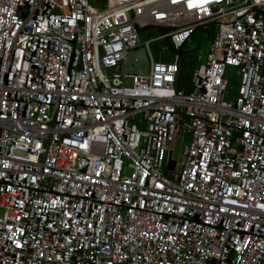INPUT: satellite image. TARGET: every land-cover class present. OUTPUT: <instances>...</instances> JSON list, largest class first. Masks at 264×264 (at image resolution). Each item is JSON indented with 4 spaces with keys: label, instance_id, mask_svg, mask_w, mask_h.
<instances>
[{
    "label": "built area",
    "instance_id": "obj_1",
    "mask_svg": "<svg viewBox=\"0 0 264 264\" xmlns=\"http://www.w3.org/2000/svg\"><path fill=\"white\" fill-rule=\"evenodd\" d=\"M263 59L264 0H0V264H264Z\"/></svg>",
    "mask_w": 264,
    "mask_h": 264
},
{
    "label": "rangeland",
    "instance_id": "obj_2",
    "mask_svg": "<svg viewBox=\"0 0 264 264\" xmlns=\"http://www.w3.org/2000/svg\"><path fill=\"white\" fill-rule=\"evenodd\" d=\"M93 4L100 7L104 5L105 0H90ZM211 26L207 28L198 27L194 30V33L190 36L189 40L186 41L180 48L179 55V71L176 76V86L178 90H189V86L192 81V74L198 65L204 61L207 47L211 40L210 35ZM158 27L150 25L144 28L138 29V38L141 42L158 36L160 34ZM164 47L166 49H164ZM148 49L150 55L154 60H160L168 62L172 60L173 51L167 47V43L164 38L151 40L148 43ZM138 64V60L135 61ZM262 76L264 77V59L261 66ZM224 77L226 79V88L223 95L225 101H232L236 96L237 88L240 83L241 76L236 73L234 67L227 66L225 68ZM182 137L178 135L172 144L171 158L178 160L180 147L182 143ZM165 167V166H164Z\"/></svg>",
    "mask_w": 264,
    "mask_h": 264
},
{
    "label": "water",
    "instance_id": "obj_3",
    "mask_svg": "<svg viewBox=\"0 0 264 264\" xmlns=\"http://www.w3.org/2000/svg\"><path fill=\"white\" fill-rule=\"evenodd\" d=\"M179 53V50L177 51ZM138 60V64H135V61ZM147 69V59L144 51L138 50V51H133L129 52L126 58V61L124 63V70L127 73H145ZM170 156V152H168V157ZM173 161L168 159V168L173 167Z\"/></svg>",
    "mask_w": 264,
    "mask_h": 264
},
{
    "label": "trees",
    "instance_id": "obj_4",
    "mask_svg": "<svg viewBox=\"0 0 264 264\" xmlns=\"http://www.w3.org/2000/svg\"><path fill=\"white\" fill-rule=\"evenodd\" d=\"M210 35H211V37H212V35H213V30H212V28L210 29ZM175 88L178 89L177 86H176V82H175ZM184 91H185V90H184Z\"/></svg>",
    "mask_w": 264,
    "mask_h": 264
}]
</instances>
